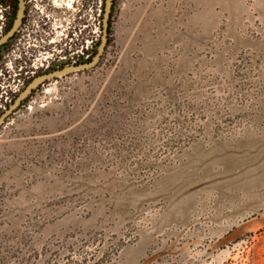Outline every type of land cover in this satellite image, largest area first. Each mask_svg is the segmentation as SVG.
Segmentation results:
<instances>
[{
    "label": "rangeland",
    "instance_id": "rangeland-1",
    "mask_svg": "<svg viewBox=\"0 0 264 264\" xmlns=\"http://www.w3.org/2000/svg\"><path fill=\"white\" fill-rule=\"evenodd\" d=\"M110 21L96 67L0 125V264H264V0H113ZM4 61L0 117L25 90Z\"/></svg>",
    "mask_w": 264,
    "mask_h": 264
},
{
    "label": "flooded vegetation",
    "instance_id": "flooded-vegetation-1",
    "mask_svg": "<svg viewBox=\"0 0 264 264\" xmlns=\"http://www.w3.org/2000/svg\"><path fill=\"white\" fill-rule=\"evenodd\" d=\"M21 4L24 10L20 27L0 45V60L4 54V77L9 85L18 83L19 88L26 89L45 74L93 60L103 40L106 0L100 15L103 34L95 40L91 15L93 0L77 1V15L69 20L68 27L63 23L67 19L61 18L58 0H0L3 24L0 40L13 30Z\"/></svg>",
    "mask_w": 264,
    "mask_h": 264
},
{
    "label": "water",
    "instance_id": "water-1",
    "mask_svg": "<svg viewBox=\"0 0 264 264\" xmlns=\"http://www.w3.org/2000/svg\"><path fill=\"white\" fill-rule=\"evenodd\" d=\"M112 6H113V0H106V7H105V14H104V35H103V40L102 44L99 47V50L97 54L94 56L93 60L84 65L76 66V67H71L62 71H58L55 73L51 74H45L38 79H36L33 83H31L23 92L18 96V98L15 100V102L12 104V106L0 117V125L10 116L25 100L26 98L35 90L38 86L43 84L44 82L54 79L60 76L68 75L70 73H74L77 71H82L86 69H91L94 68L98 65L102 54L104 53V50L108 44V36H109V19L111 16V11H112ZM23 10L24 6L21 4V9L18 15V18L16 20V23L14 25L13 30L6 36H4L0 40V45H3L8 38L20 27L21 22H22V17H23Z\"/></svg>",
    "mask_w": 264,
    "mask_h": 264
},
{
    "label": "trees",
    "instance_id": "trees-1",
    "mask_svg": "<svg viewBox=\"0 0 264 264\" xmlns=\"http://www.w3.org/2000/svg\"><path fill=\"white\" fill-rule=\"evenodd\" d=\"M111 27H112V22L110 21L109 35H111ZM14 102H15V101H14Z\"/></svg>",
    "mask_w": 264,
    "mask_h": 264
}]
</instances>
